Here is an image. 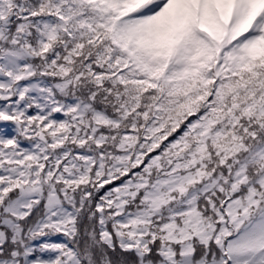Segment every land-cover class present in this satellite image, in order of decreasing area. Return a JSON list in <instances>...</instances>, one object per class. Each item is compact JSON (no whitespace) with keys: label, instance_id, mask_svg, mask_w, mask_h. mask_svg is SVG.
<instances>
[{"label":"snow or ice","instance_id":"snow-or-ice-1","mask_svg":"<svg viewBox=\"0 0 264 264\" xmlns=\"http://www.w3.org/2000/svg\"><path fill=\"white\" fill-rule=\"evenodd\" d=\"M0 264H264V0H0Z\"/></svg>","mask_w":264,"mask_h":264}]
</instances>
